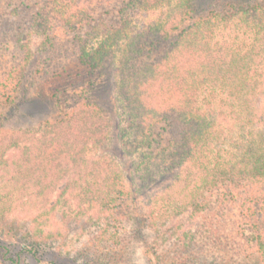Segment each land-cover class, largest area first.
Returning a JSON list of instances; mask_svg holds the SVG:
<instances>
[{
  "label": "trees",
  "instance_id": "trees-1",
  "mask_svg": "<svg viewBox=\"0 0 264 264\" xmlns=\"http://www.w3.org/2000/svg\"><path fill=\"white\" fill-rule=\"evenodd\" d=\"M194 1L0 0V94L17 89L32 61L57 91L67 66L91 74L111 60L116 140L126 157L135 156L130 191L149 216L164 209L192 223L205 213H230L237 231L248 226V245L264 264L257 224L264 212V99L257 94L264 85V0H228L193 19ZM164 7L156 21L134 24ZM84 90L70 115L0 142V168L16 169L14 184L0 192L1 230L17 202L32 210L34 234L58 231L44 208L68 172L62 165L72 173L62 193H75L77 214L107 216L108 206L126 197L113 167L85 160L109 134ZM217 117L234 125L225 131ZM179 226L184 242L190 234Z\"/></svg>",
  "mask_w": 264,
  "mask_h": 264
},
{
  "label": "rangeland",
  "instance_id": "rangeland-1",
  "mask_svg": "<svg viewBox=\"0 0 264 264\" xmlns=\"http://www.w3.org/2000/svg\"><path fill=\"white\" fill-rule=\"evenodd\" d=\"M226 1L195 0L191 18L202 17L211 10H221ZM251 1L235 0L240 4ZM165 9L143 13L136 17L134 24L141 27L156 21ZM31 43L36 45L37 40ZM2 55L3 52L0 53ZM261 68L260 71L264 72V54ZM39 69L40 66L32 61L19 78L17 89L10 95L0 94V142L18 132L36 130L46 121L70 115L72 108L86 95L84 89H89V101L108 120L109 136L102 146H90L85 160H101L113 167L120 175L126 197L111 203L107 216H95L93 211L77 214L78 202L72 198L75 193H62L72 178L68 166L62 165V170L67 169L68 172L57 187L51 189L50 199L44 208V212L50 215V223L58 231L46 228V233L52 232L45 236L34 234L31 229L32 210L28 204L15 202L6 231L0 229V264H261L258 254L246 240L251 235L248 226L242 225L244 231L242 233L238 229L242 233L238 235L235 217L230 213L219 217L211 212L205 213L192 223L185 217L171 216L164 209L149 216L150 210L145 208L140 196L130 191L133 178L131 161L135 156L126 157L116 140L120 110L114 101L111 60L91 74L79 66H67L60 74L58 92L46 86ZM257 94L264 99V85ZM223 119L217 117L216 121L225 131L234 125ZM24 145L21 142L20 148ZM10 154L17 155L18 150ZM15 171V167H11L8 173L0 168V192L14 184L11 176ZM179 222V228L190 234L185 243L177 235ZM257 224L264 241V212Z\"/></svg>",
  "mask_w": 264,
  "mask_h": 264
}]
</instances>
